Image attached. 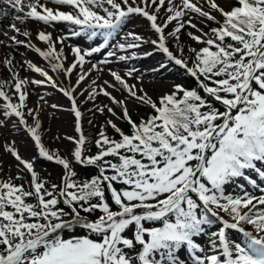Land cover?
<instances>
[{"label":"snow or ice","instance_id":"1","mask_svg":"<svg viewBox=\"0 0 264 264\" xmlns=\"http://www.w3.org/2000/svg\"><path fill=\"white\" fill-rule=\"evenodd\" d=\"M133 17L155 38L129 31L113 43ZM28 21L69 27L57 36L34 30L42 48ZM0 35V45H22L49 65L25 61L43 77L29 80L3 60L11 80L0 81V128L15 117L12 129L27 133L37 155L22 154L15 140L2 145L17 174L0 178V264H264V0H0ZM146 44L165 57L153 71L177 70L194 86L173 81L153 98L129 83L137 69L109 67L138 58ZM94 54L102 59L92 63ZM105 69L111 79L101 81ZM29 85L69 101L48 105L74 117L67 154L44 142L50 93L31 107ZM100 96L109 103H96ZM89 102L107 114L94 139L83 126ZM130 104L149 111L134 118ZM39 158L61 167L58 183L37 170ZM76 165L95 173L82 179Z\"/></svg>","mask_w":264,"mask_h":264},{"label":"rangeland","instance_id":"2","mask_svg":"<svg viewBox=\"0 0 264 264\" xmlns=\"http://www.w3.org/2000/svg\"><path fill=\"white\" fill-rule=\"evenodd\" d=\"M24 28L25 26H21ZM68 25L60 23L55 25V27H48L43 24L35 23L34 21H28L26 24V29L29 31H33L32 40L33 42L37 43L40 47L44 48L46 45H44L42 42H39L36 40L35 32L36 29H44L47 31H52L54 36H57L59 34H62L63 32L67 31ZM134 31L137 33H140L147 38H155L154 34L150 31H148V22L144 19H141L139 17H133V19L130 22L126 23V26L123 27L121 33L116 37V40L113 41V43L116 42H124V37L127 32ZM183 40H185L188 44L192 46L199 47V45H195L194 42L188 39V37L184 36L182 37ZM69 44H77L81 43L82 46L87 47L90 42H86L83 40V38H72L69 42ZM94 46V45H93ZM59 47V45L57 46ZM153 47L150 44L144 45L141 49L138 50V58L132 59L129 61H119L114 62L109 67H112L113 69H121L124 72L128 71L131 68L137 69V72L134 74L133 77L129 78V83H136L138 86L144 87L150 95L153 96V98L158 97L163 91H165L170 84L175 81L177 83H183L182 81V74L181 72H178L177 70H160V71H153V69L159 68V63L164 61L165 57L163 54L158 52H153ZM4 47L0 46V81H10L11 80V73L9 72L8 67L5 66L3 63V60L5 57H11L14 55H17L22 58V60L19 61L17 72L19 73L20 77L26 78L29 80L32 79H43L39 74L31 71L28 69L25 61L31 59L33 62L37 63L39 66L44 67L46 69L49 68V65L46 61L43 60L37 53H35L33 50H29L25 48L24 46L20 45L18 46V49L11 52L9 54L4 52L2 49ZM6 48V47H5ZM8 48V47H7ZM65 52L68 55V62H71L72 60V53L69 48H65ZM144 52H153L151 56H144ZM123 54V53H118ZM92 63H95L96 61L102 59V54H94V56L91 58ZM23 65V66H22ZM90 64H86L84 66V70L87 71L90 67ZM171 69V65L169 66ZM97 74L95 72L92 73L91 78H95ZM101 75V81L108 79L110 80L111 77L108 75L107 69ZM136 76H142V81H138L136 79ZM75 73L72 76V83H75ZM67 83V81H65ZM88 83H90V80L86 82L82 87H87ZM30 92L29 96V106L36 107L40 104L39 97L45 96V93H50V95H46L45 99L47 100V105L43 106L42 114H43V129H44V142L46 145L55 150L59 149L62 154H67L70 149L73 148V145L71 142L64 139V137L69 135H76L74 131V117L71 112L68 111H56L48 107V105L52 103H58L63 108L69 107V101L66 97H64L61 93L58 91H55L51 87H44V86H35V85H29L28 89ZM111 91V89H109ZM114 95H118V93H114ZM83 99V97H81ZM2 103V101H0ZM96 103L98 104H106L109 103V100L104 97L100 96ZM129 107L133 109V116L134 118H139V116L144 115L149 111L146 107H137L135 104H130ZM89 109H93L92 102H89L87 104H84L82 107V111H84V117H83V126L85 129L86 134L90 137V139H94L98 131L100 130V125L104 124L107 119V114L101 115L98 112L88 111ZM117 111H119L117 109ZM0 119H6L2 116V110H0ZM91 120L92 124H89L88 121ZM15 122V117L11 118V120H6V123L8 124L7 128H0V156H2L4 160V167L3 171L0 172V178L7 179L9 175L15 176L17 174V170L15 168V161L10 156L4 153V149L2 145H4L7 142H10L12 140H15L16 143L19 145L21 153L25 156H36L37 151L34 147L33 141L28 137L27 133L24 131L16 132L14 129H12L11 125ZM120 125H122L124 122H119ZM109 134H112L111 128L108 129ZM57 137H60V139H57ZM94 148V146H91ZM92 150L94 151L95 149ZM81 167L80 165H76V169ZM36 168L38 171L41 172V175L48 179L50 182H59L60 173L62 171L61 167L56 165L54 162L45 161L42 158H39L36 164ZM17 183H21V181L17 180ZM26 182V181H25ZM258 178V183H259ZM241 183H244V181H241ZM264 186V185H262ZM247 189L249 191L255 192L256 190L250 186L246 185ZM227 191L229 193L233 194H239L241 190L237 185H230L227 188ZM256 194H259L258 192ZM237 237H240L241 234L236 233ZM206 239V238H205Z\"/></svg>","mask_w":264,"mask_h":264},{"label":"trees","instance_id":"3","mask_svg":"<svg viewBox=\"0 0 264 264\" xmlns=\"http://www.w3.org/2000/svg\"><path fill=\"white\" fill-rule=\"evenodd\" d=\"M181 74H182V72H181ZM182 75H183V74H182ZM182 77H183V78H182L183 83L191 84V85L194 86V81L191 80V78H188V77H186V76H182ZM121 127L125 128V130H127V125H126V123H123V124L121 125ZM111 133L114 134L113 132H111ZM92 148H93V147H92ZM93 149H94V148H93ZM76 170H77V172L79 173L80 178H82V179H83V178H86V177H88L89 175L95 173V169H93V168H91V167L85 168V167L81 166V167L77 168Z\"/></svg>","mask_w":264,"mask_h":264},{"label":"bare ground","instance_id":"4","mask_svg":"<svg viewBox=\"0 0 264 264\" xmlns=\"http://www.w3.org/2000/svg\"><path fill=\"white\" fill-rule=\"evenodd\" d=\"M35 23H38V22H35ZM39 24H41V23H39ZM11 34H14V33H10V35ZM18 38H20V39H25L23 36H20V37H18ZM0 40H6L7 41V38H5V37H3L2 35H0ZM8 43H11V42H8ZM35 43V42H34ZM38 45V44H37ZM0 46H3V45H0ZM39 46V45H38ZM4 47V46H3ZM18 49V46L17 45H15V44H11V46L10 47H4L2 50L4 51V52H6V53H8V50H9V54H11V52H13V51H15V50H17ZM10 58H12L13 59V64L15 65V71L17 70V67H18V63H19V61L20 60H22V58L21 57H19V56H17V55H14V57L13 56H11Z\"/></svg>","mask_w":264,"mask_h":264}]
</instances>
